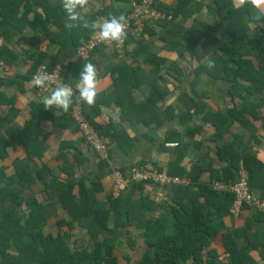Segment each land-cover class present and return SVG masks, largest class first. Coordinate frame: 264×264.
<instances>
[{
    "label": "trees",
    "instance_id": "trees-1",
    "mask_svg": "<svg viewBox=\"0 0 264 264\" xmlns=\"http://www.w3.org/2000/svg\"><path fill=\"white\" fill-rule=\"evenodd\" d=\"M193 1L178 0L175 6H170L160 0H154L155 7L165 12L167 16L157 20L153 18L146 20L137 34H134L132 30H125V56H120L114 49L102 44L94 49L87 60H80L77 57L79 45L87 41L94 33L85 34L86 39L77 41L78 35L73 34L72 29L63 32L64 34H60V31H52L51 24L60 28L59 20L62 10L56 1L0 0V39L6 42L0 48V64L8 67L11 65L10 61L18 60L19 56L10 48L9 42L12 35H24V27L33 29L39 23L49 39L47 51L30 56L25 63L28 69L26 71L23 69L22 76L18 75L17 83L20 90L23 92L22 82L30 81L35 74L44 71L53 73L60 68L61 84L72 87L75 93L72 106L61 116L56 115L55 108L46 110L40 102L33 105L31 118L23 129L18 131L16 138L22 139L28 159H19L14 162L18 179L13 176L0 175V264H117L116 251L123 245L116 236L115 230L119 227L126 230L128 237L135 235L131 228L144 231L141 239L144 241L145 250L136 264H217L218 257L211 249L219 233L218 218L236 216L231 213L234 194L215 190V182L234 185L238 181V171L242 163L248 172L249 187L264 200V164L258 159L257 154L247 147V142H244V137L240 134L235 135L233 139H224V135L230 132L234 124L238 123L242 127H247L249 116L257 118L260 115V107L264 105L262 95L253 97L256 89L264 90V18L253 20L247 7L235 9L231 6V0H213L212 2H215L220 9H227L224 29L221 23L211 25L201 18H193L192 24L188 25L187 20L198 9ZM21 2L23 5L26 3L23 10L20 7ZM134 2H141V0H133V6ZM36 5L42 7L45 15L41 16V13L37 11L33 17L25 18ZM209 9L217 10L214 6H209ZM131 10L121 14L126 18ZM249 22L254 23L255 26L248 31ZM157 25L167 28L165 40L167 36H170L172 38L170 43L174 47L182 46L178 51L181 62L187 61V50L200 52L197 48L198 44H201L205 54L209 55L205 61L193 68V71L190 70V73H194L196 77L191 81L195 96L185 95L189 102L186 105V112L188 118L200 116L202 120L214 126L213 138L221 141L218 143L216 156L213 158L209 156L208 159L194 163L190 171L180 169L178 164L172 162L166 174L170 177H178L172 174L176 173L174 170H181L182 174H179L178 178H187L190 184L166 187L171 190V193L164 201H156L144 195L141 199V192L147 185H153V183H133L130 186L129 197L122 195L117 198L109 197L111 206L109 210L95 200L94 193L101 189L100 184L96 182L90 188L86 187L84 181L80 179L71 180L65 190L55 194L61 209L55 210L38 202L33 194L27 193V189L35 182L41 181L45 190L48 188L60 190V183L55 172L46 163H42L40 169L32 165L36 158L42 157L44 151L43 147L40 150L37 149L40 144L36 137L39 133L40 121L50 120L57 123L58 120L67 121L69 119L72 124L76 125L72 120L71 110L77 100L78 93H76L75 85L83 64L91 62L97 69L108 56V49L118 57H139L142 51H145L143 50L146 47L144 41L157 34L155 29ZM218 30H222L221 34L217 33ZM134 41L136 47L129 51L128 45ZM220 51L225 54V57L220 56ZM146 59L152 65L150 73L164 71L166 57L149 53ZM208 59L215 62V66L211 69L207 66ZM47 60L49 64L46 63ZM177 63V71L184 73L183 66L178 60ZM129 66L131 64L127 65V62H124L116 69L117 75L122 80L128 75L138 76L139 72L146 71L138 63L136 67ZM187 69L189 68L186 67ZM202 74L214 76L219 80L215 83L219 88L227 90L234 103L233 107L218 112L207 107L203 99L205 94L199 93L197 89L201 82L199 77ZM114 84L120 86L117 78L114 79ZM158 85V82L151 83L148 106L156 105L166 95V92H162ZM54 87L52 85L37 90L41 94H46L50 93ZM105 96L99 95V103H108H104L101 99ZM236 96L242 99L241 105L235 102ZM113 97L117 98L114 102L121 108L123 119L126 114L125 101L121 100L118 93H114ZM7 101L14 102L15 99L13 97L10 99L0 93V107L6 105ZM80 105L83 111V103L81 102ZM85 117L88 120L86 115ZM90 125L99 135L115 140V136L109 129L92 122ZM81 139L84 142L82 137ZM178 144L168 143L167 146ZM110 146L111 153V141ZM7 147L0 144V159L8 155ZM95 155L100 164V175L112 172L107 162L98 160L96 153ZM216 160L225 161L227 164L221 170L222 172L219 171V175L214 173ZM140 165L146 166V164ZM120 170L125 176H129L125 170ZM157 170L165 173L158 168ZM206 172L211 174L208 181L202 179ZM74 187H78L76 192L73 191ZM257 189H260V195L255 192ZM137 193H140L138 206L136 205ZM49 197L53 198L52 194ZM245 206L255 215L264 217V212L255 211L250 205ZM111 212L117 216V223L112 228L110 227ZM153 212L161 214L156 218L152 215ZM170 216L175 219L174 228L172 233H167L166 223ZM52 218H56L54 223H51ZM75 224H78V228L85 230L91 238L90 242L80 246L81 241H77L74 237ZM223 243L226 254L232 259L233 264H239L248 249L245 248L244 252H239L237 243L231 241L229 235H224ZM127 244L132 249L134 241L128 240ZM128 264H131L129 259Z\"/></svg>",
    "mask_w": 264,
    "mask_h": 264
},
{
    "label": "crops",
    "instance_id": "crops-1",
    "mask_svg": "<svg viewBox=\"0 0 264 264\" xmlns=\"http://www.w3.org/2000/svg\"><path fill=\"white\" fill-rule=\"evenodd\" d=\"M52 1H56L62 12L59 20L60 28L51 24L50 29L54 32L60 31V34L65 33L69 30L65 27L67 16L60 5V0ZM160 1L170 6H175L178 2V0ZM212 1L194 0L193 3L198 6V9L193 12L192 17L186 23L190 25L193 18H201L207 24L216 25L221 23L224 29L226 24L224 18L227 15V9H220ZM21 3L20 7L23 10L26 3L24 5L23 2ZM132 6L133 0H89L85 8L77 9L80 20L75 23H82L83 20H87L89 23L93 20L99 22L108 19L110 15L127 13L132 9ZM209 6H214L217 10L209 9ZM37 11L41 13V16L45 15L42 7L36 5L34 10L32 9L25 18L33 17ZM249 25L248 31L255 26L252 22H249ZM155 29L157 34L144 41L146 47L143 50L145 51H142L139 57H118L117 54L108 49V56L96 69L100 74L96 103L93 106L83 103V112L88 117V121L109 129L115 136V140L110 139L112 145L111 159L115 167L125 170L128 175L134 167L140 164H150L166 173L169 171L171 163L174 162L180 166V169L190 171L194 163L208 159L209 156L210 158L215 157L218 143L221 142L213 138L215 128L211 123L205 122L200 116L188 118L186 112V105L189 102L185 95L195 96L191 81L196 79L194 73L187 72L186 67L191 68L193 65L200 64L209 55H206L202 45L198 44L197 48L200 49V52L195 53L194 50H187V61L181 62L178 51L181 50L182 46H179V49L174 47L170 43L172 39L170 36H167L165 40L167 28L157 25ZM23 31L25 32L24 35H12L9 42L10 48L19 56L18 60L10 61L11 65H8V67L0 64V93L10 97V99L12 97L15 99L14 102L7 101L6 105L0 107V144L8 146V155L6 158L0 159V175L13 176L16 179L18 178L13 165L14 162L19 159H28L22 139L16 138L18 131L23 129L26 122L31 118L33 105L38 104L41 97L50 94H41L37 87L29 84V81L22 82L23 92L19 88L17 77L23 75L21 74L23 69L24 71L28 69L25 64L28 58L35 53L47 51L49 45V39L39 23L33 29L26 26ZM221 31L218 30L217 33L221 34ZM71 32L78 35L77 41L86 39L85 34L93 33L91 29L84 27H74ZM5 43V40L0 39V48ZM135 47V41L128 45L129 51H132ZM149 53L167 58L162 73L152 74L149 72L152 69V65L146 59ZM219 54L225 57L222 51ZM177 60L185 69L184 73L177 71ZM124 62H127V65L131 64L129 67H136L138 63L146 71L139 72L138 76L128 75L122 80L117 75L116 69ZM46 63L49 64V61L47 60ZM115 78L119 80V87L114 84ZM199 78L201 82L197 89L199 93L205 94L203 99L209 109L218 112L233 107L234 103L227 90L219 88L215 83L219 82L217 78L204 74ZM153 82H158L159 88L162 92H166V95L156 105L148 106L147 100ZM136 83L138 84L136 85ZM114 93H118L121 100L125 101L126 114L123 119L121 108L114 102L117 99L113 97ZM100 94L106 95L101 99L104 100V103H108H99L98 97ZM261 95L264 97V90L256 89L253 97ZM234 100L237 105L242 104V99L237 96ZM261 107L260 115L257 118L249 116L247 127H242L238 123L234 124L230 132L224 135V139H233L235 135L240 134L244 137V142H247V147L252 149L264 164V105ZM55 111L57 116L63 114L61 110L56 109ZM36 137L40 143L37 149L40 150L43 147L44 151L42 157L36 158L32 165L36 169H40L42 163H46L55 172L60 183V190L55 188L45 190L42 182L37 181L27 189V193L33 194L38 202L43 203L45 206L58 210L61 209V205L58 204L55 194L65 190L71 180L78 181L82 179L86 187L95 185L98 182L101 189L95 191V200L102 203L109 210L111 209L109 197L112 196L113 173L109 171L105 172V175H100V164L97 162L95 153L84 144L71 120H58L57 123L42 120L39 123V133ZM168 143L179 144L177 146H167ZM226 166L225 161L216 160L214 173L219 175V171L222 172L221 170ZM174 171L178 174L175 173L172 176L180 177L179 174H182L181 170ZM210 176L211 174L206 172L203 174L202 179L208 181ZM130 186L123 192L122 196H130ZM77 189L78 187H74L73 191L76 192ZM255 192L261 194L260 189L255 190ZM50 193L53 198L49 197ZM170 193L171 190L166 189V187L155 184L147 185L144 191L141 192V199L144 195L156 201H164L168 199ZM139 197L140 193H137V206L140 203ZM111 213L110 227L112 228L117 223V216L113 212ZM160 214V212L152 213L156 218ZM55 221L56 218L51 219V223ZM174 221L173 216H170L166 223L167 233H172ZM217 222L219 233L211 249L216 252L217 264H233L224 248V235H229L231 241L237 243L239 252H244L245 248L248 249L239 264H264V217L258 214L255 215L252 210L245 206L239 216L218 218ZM131 230L135 233L131 237L127 236L123 227L115 230L118 241L123 244L116 251L117 264H128V259L131 264H136L145 250L144 241L141 239L144 231L138 228H131ZM73 232L77 241H81L80 246L91 241L85 230L78 228V224H75ZM128 240L134 241L132 249L127 244ZM77 244L79 246V243Z\"/></svg>",
    "mask_w": 264,
    "mask_h": 264
},
{
    "label": "built area",
    "instance_id": "built-area-1",
    "mask_svg": "<svg viewBox=\"0 0 264 264\" xmlns=\"http://www.w3.org/2000/svg\"><path fill=\"white\" fill-rule=\"evenodd\" d=\"M167 14L158 10L155 7L154 0H141V2H134L133 9L125 18V30H132L134 34H137L142 28L146 20L153 18L157 20L159 18L166 17ZM170 17V16H169ZM105 45L116 52L120 56H125V44L124 39L121 43H101L96 39L93 34L87 41L82 42L77 49V57L80 60H87L94 49L99 45ZM49 74L52 82L49 86H55L61 84L60 76L61 69L53 73L45 72ZM81 102L76 100L71 110L72 120L75 122V126L80 134V137L84 139L85 144L97 154L98 160L106 161L113 173V186L112 196L117 198L126 191L133 183H153L161 187L168 186H187L190 184L188 179H182L178 177H170L166 173H160L157 168L151 165L136 166L134 167L129 176H125L124 173L114 166L110 153V140L107 137L101 136L96 132V129L90 125V122L86 119L82 111ZM173 145V144H171ZM248 172L240 163V169L238 171V181L234 185H227L223 182H215L214 188L220 192L233 193L235 198L231 207V213L233 216H239L245 205H250L255 211L264 212V200L259 198L248 185Z\"/></svg>",
    "mask_w": 264,
    "mask_h": 264
},
{
    "label": "clouds",
    "instance_id": "clouds-1",
    "mask_svg": "<svg viewBox=\"0 0 264 264\" xmlns=\"http://www.w3.org/2000/svg\"><path fill=\"white\" fill-rule=\"evenodd\" d=\"M88 3L89 0H60V5L67 16L65 27L69 30L74 27L91 29L96 39L101 43H121L126 37L125 17L122 14L110 15L108 19L99 22L93 20L89 23L87 20H83L82 23H75L80 20L77 9L85 8ZM231 6L235 9L247 7L253 20L264 18V0H231ZM207 66L211 69L215 66V62L208 59ZM51 82L52 79L49 74L39 72L33 76L29 84L37 88H46ZM75 88L76 93H78L76 99L79 102L89 106L95 105L98 95V72L93 63L83 64ZM74 95L72 87L56 84L50 94L41 97L39 102L46 110L55 108L66 113L73 104Z\"/></svg>",
    "mask_w": 264,
    "mask_h": 264
},
{
    "label": "rangeland",
    "instance_id": "rangeland-1",
    "mask_svg": "<svg viewBox=\"0 0 264 264\" xmlns=\"http://www.w3.org/2000/svg\"><path fill=\"white\" fill-rule=\"evenodd\" d=\"M198 65H199V64H197L196 66H198ZM196 66L193 65L191 68L187 69V72H191V71H193L192 69L195 68ZM190 69H191V71H190ZM155 168H156V167H155ZM182 179H183V178H182ZM184 179H187V178H184ZM49 222H50V221H49Z\"/></svg>",
    "mask_w": 264,
    "mask_h": 264
}]
</instances>
